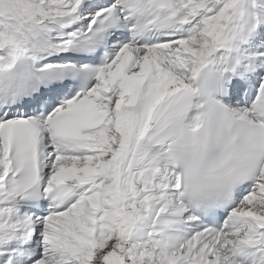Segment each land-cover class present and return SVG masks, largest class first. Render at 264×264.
<instances>
[{"label": "snow or ice", "instance_id": "6c2138e0", "mask_svg": "<svg viewBox=\"0 0 264 264\" xmlns=\"http://www.w3.org/2000/svg\"><path fill=\"white\" fill-rule=\"evenodd\" d=\"M0 264H264V0H0Z\"/></svg>", "mask_w": 264, "mask_h": 264}]
</instances>
